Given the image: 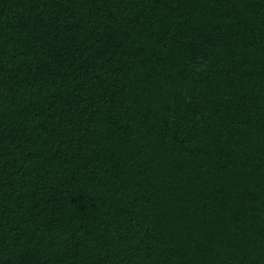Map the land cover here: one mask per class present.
<instances>
[{
	"label": "trees",
	"instance_id": "obj_1",
	"mask_svg": "<svg viewBox=\"0 0 264 264\" xmlns=\"http://www.w3.org/2000/svg\"><path fill=\"white\" fill-rule=\"evenodd\" d=\"M0 264H264V0H0Z\"/></svg>",
	"mask_w": 264,
	"mask_h": 264
}]
</instances>
